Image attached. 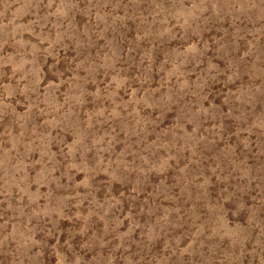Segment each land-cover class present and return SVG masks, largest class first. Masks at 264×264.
<instances>
[{
	"label": "rangeland",
	"instance_id": "obj_1",
	"mask_svg": "<svg viewBox=\"0 0 264 264\" xmlns=\"http://www.w3.org/2000/svg\"><path fill=\"white\" fill-rule=\"evenodd\" d=\"M0 264H264V0H0Z\"/></svg>",
	"mask_w": 264,
	"mask_h": 264
}]
</instances>
